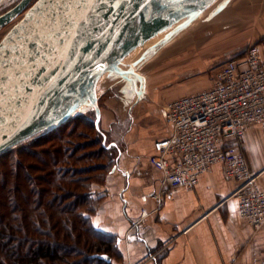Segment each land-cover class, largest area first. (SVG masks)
Returning a JSON list of instances; mask_svg holds the SVG:
<instances>
[{
    "label": "water",
    "instance_id": "1",
    "mask_svg": "<svg viewBox=\"0 0 264 264\" xmlns=\"http://www.w3.org/2000/svg\"><path fill=\"white\" fill-rule=\"evenodd\" d=\"M30 1L20 0L0 15V27ZM160 1L61 0L54 7L52 0H34L28 5L0 40V154L65 124L84 103L95 110L97 123L96 88L108 71L127 81L137 80L140 97L143 77L132 68H118L125 56L184 18L190 24L216 0ZM230 1L219 2L208 17ZM52 12L60 17V31L47 22ZM101 259L110 262L106 255Z\"/></svg>",
    "mask_w": 264,
    "mask_h": 264
},
{
    "label": "crops",
    "instance_id": "2",
    "mask_svg": "<svg viewBox=\"0 0 264 264\" xmlns=\"http://www.w3.org/2000/svg\"><path fill=\"white\" fill-rule=\"evenodd\" d=\"M170 134L163 117L153 133L131 126L118 144L109 145L117 153L104 181L93 186L100 201L93 225L114 238L119 264H264V224L254 229L240 217L235 183L222 164L213 165L192 189L152 198L161 174L147 157L153 142ZM242 151L250 168L261 171L258 186L264 189V128L245 131ZM133 223L137 227L130 231Z\"/></svg>",
    "mask_w": 264,
    "mask_h": 264
},
{
    "label": "rangeland",
    "instance_id": "3",
    "mask_svg": "<svg viewBox=\"0 0 264 264\" xmlns=\"http://www.w3.org/2000/svg\"><path fill=\"white\" fill-rule=\"evenodd\" d=\"M33 1L31 0L30 4ZM222 1L216 0L188 25L185 24L186 18L171 25L163 37L157 38L156 42L167 38L159 47L149 50L147 49L153 44L139 47L135 55L128 56L129 59L124 58L118 68L120 70L132 68L144 79L140 97L136 94L140 84L137 80L127 81L112 71L101 77L96 88L100 110L98 122L96 123L97 116L93 107L84 103L71 119L63 124H67L63 129V140L66 142L64 146L74 154L73 159L75 155L94 156L83 162H76L77 167L103 164L106 171L112 168L117 152L114 147L109 148V145L112 142L118 144L131 126L140 132L150 129L153 133V128L158 127L163 120V107L168 101L207 89L213 83L217 66L243 52L253 43L261 42V45H264V39L258 37L264 34V0H231L223 12L209 18L215 6ZM18 2L2 0L0 15L9 11ZM160 2L168 3L167 0ZM27 7L12 21L0 27V40L21 18ZM142 56L144 58L137 62ZM58 136L50 137L49 143L33 149L48 148L56 141L52 139ZM79 143H86V146L74 151V147ZM100 144L105 149L101 150ZM28 161L34 166L39 165L34 156ZM39 174L34 172L33 175ZM90 174L92 176L90 178L94 179L92 184L94 186L99 181L97 177L100 173L94 171ZM92 194L94 195L93 192ZM82 210L86 213L84 208ZM113 255L110 263L119 264L122 259L119 253Z\"/></svg>",
    "mask_w": 264,
    "mask_h": 264
},
{
    "label": "trees",
    "instance_id": "4",
    "mask_svg": "<svg viewBox=\"0 0 264 264\" xmlns=\"http://www.w3.org/2000/svg\"><path fill=\"white\" fill-rule=\"evenodd\" d=\"M66 125L0 154V264H111L101 256L112 260L119 253L114 238L97 230L91 220L99 199L92 194L90 173H100L96 183H102L110 168L106 171L103 164L77 167L76 162L93 155L73 159L64 146ZM53 136L58 137L48 148L33 149ZM85 146L79 143L74 151ZM100 149L105 148L100 144ZM32 156L39 165L28 161ZM34 172L40 174L34 176Z\"/></svg>",
    "mask_w": 264,
    "mask_h": 264
},
{
    "label": "built area",
    "instance_id": "5",
    "mask_svg": "<svg viewBox=\"0 0 264 264\" xmlns=\"http://www.w3.org/2000/svg\"><path fill=\"white\" fill-rule=\"evenodd\" d=\"M213 77L207 89L164 105L171 134L154 141L147 157L161 174L160 189L152 198L161 201L177 188H194L219 163L226 178L235 183L232 196L240 217L257 229L264 224V189L258 186L261 171L250 168L242 151V139L248 128H264L262 45L253 43L221 63ZM136 227L133 223L130 231Z\"/></svg>",
    "mask_w": 264,
    "mask_h": 264
},
{
    "label": "bare ground",
    "instance_id": "6",
    "mask_svg": "<svg viewBox=\"0 0 264 264\" xmlns=\"http://www.w3.org/2000/svg\"><path fill=\"white\" fill-rule=\"evenodd\" d=\"M160 3H161V2H160ZM165 31L167 32V30L161 31L160 33L156 34L154 37H152L151 39H149L148 41H146L142 46H138V47L132 49V50H131V51L125 56V58L129 59V57H130L131 55H135L136 52H137V48H139V47H144V46H149V45L154 44V43L156 42V40H157L158 37H163V36H164V34L166 33ZM128 56H129V57H128Z\"/></svg>",
    "mask_w": 264,
    "mask_h": 264
},
{
    "label": "snow or ice",
    "instance_id": "7",
    "mask_svg": "<svg viewBox=\"0 0 264 264\" xmlns=\"http://www.w3.org/2000/svg\"><path fill=\"white\" fill-rule=\"evenodd\" d=\"M52 2H53V6L55 7L56 5L61 3V0H52ZM47 22L51 23L54 26H57V31H60V28L58 27L60 22V17L55 12H52L47 16Z\"/></svg>",
    "mask_w": 264,
    "mask_h": 264
},
{
    "label": "flooded vegetation",
    "instance_id": "8",
    "mask_svg": "<svg viewBox=\"0 0 264 264\" xmlns=\"http://www.w3.org/2000/svg\"><path fill=\"white\" fill-rule=\"evenodd\" d=\"M1 1H2V0H0V3H1ZM18 1H20V0H18Z\"/></svg>",
    "mask_w": 264,
    "mask_h": 264
}]
</instances>
